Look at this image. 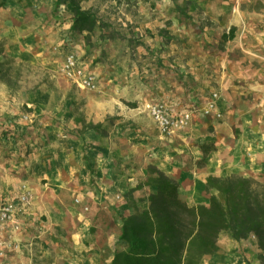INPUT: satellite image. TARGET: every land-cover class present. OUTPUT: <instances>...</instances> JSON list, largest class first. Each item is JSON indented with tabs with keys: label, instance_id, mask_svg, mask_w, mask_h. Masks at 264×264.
<instances>
[{
	"label": "crops",
	"instance_id": "0c3cea01",
	"mask_svg": "<svg viewBox=\"0 0 264 264\" xmlns=\"http://www.w3.org/2000/svg\"><path fill=\"white\" fill-rule=\"evenodd\" d=\"M249 1L222 4L214 0L216 20L205 30L242 27L239 37L225 35L229 32L225 29L223 46L219 34L208 35L200 23L188 32L173 33L168 54L177 72L186 77L177 76L159 93L148 95L141 108L134 106L147 130L142 138L127 142L120 135L110 141L99 137L85 148L77 128L61 131L66 120L73 121L69 113L40 117L42 137L48 139L49 147L55 146L49 151L41 148L19 155L17 149L8 151L0 143L1 195L13 197L27 183L36 196L24 214L22 231L1 230V235H11L20 245L0 256V264H35L37 259L50 264H109L117 250L127 247L120 233L123 219L133 210L131 201L146 207L148 195L155 191L153 185L136 183L147 176L150 163L179 181V193L191 205H209L211 194L222 195L207 186L209 174L237 173L264 184V10L251 9ZM59 18L51 0L31 5L7 0L0 5V39L5 38V51L29 62L55 60L71 25ZM253 26L259 37L255 46L247 31ZM159 31L163 34V27ZM189 77L190 88L185 86ZM213 89L221 91L224 115L206 116V120L196 107L205 103ZM155 101L166 102L174 112L194 108L192 128L161 133L149 113ZM146 115L147 124L141 121ZM91 119L104 121L105 116ZM6 120L1 117L0 126H10L15 136L17 129ZM207 144L214 146L205 150ZM54 186L57 191H49ZM78 190L82 191L80 204L75 205L73 196ZM247 240L254 241L252 248L246 240H234L230 232L222 231L219 250L206 254L202 264H260L255 236Z\"/></svg>",
	"mask_w": 264,
	"mask_h": 264
},
{
	"label": "rangeland",
	"instance_id": "374dc122",
	"mask_svg": "<svg viewBox=\"0 0 264 264\" xmlns=\"http://www.w3.org/2000/svg\"><path fill=\"white\" fill-rule=\"evenodd\" d=\"M6 1L0 0V5ZM51 1L55 3V0ZM224 1L221 0V3ZM248 3L251 9L264 10V0H251ZM83 4L94 5L107 22L102 28H95L90 41L84 33L72 32L67 28L66 42L61 51L58 50V57L51 62H29L16 57L14 61H7L5 54L0 53V118L5 117L9 125L17 129V134L13 136L10 126H0L3 129L0 143H4L3 147L8 151L15 148L22 155L24 152L54 148L49 147L50 142L40 133V117L69 113L73 115V121L66 120L63 123V132L82 126L75 123V115H82L87 120L89 117L105 116L104 130L87 129L83 134L80 133L85 140V148L99 137L110 141L111 137L120 135L127 142L142 138L141 134H146L147 130L139 122V112L134 106L141 108L148 95L159 93V89L169 81L174 82L177 76L186 77L177 72L174 59L168 54V45L175 39L173 33H179L180 29H187L188 32L200 23L208 35L219 34L220 46L226 42L224 32L227 26L218 31L205 30L216 20L213 13L217 5H214V0H84ZM55 12L62 23L72 20L71 14L62 7ZM161 27L164 29L163 34L159 31ZM228 30L230 32L231 27ZM241 30L242 27L237 26L234 36L239 37ZM247 31L255 46L259 37L254 26ZM0 47L5 51V38L0 39ZM69 48L75 50L84 66L95 73L94 87L82 86L64 72V52ZM2 61L4 65L1 66ZM252 61L255 64L254 58ZM7 66L11 69L3 79L1 73ZM187 79L185 86L190 88L192 85L189 83L193 81L191 77ZM198 114L208 120L204 114ZM146 117L141 121L149 123L148 115ZM192 122L172 133L192 128ZM146 172L147 175L148 167ZM145 177H139L136 183L142 182ZM54 188L47 189L53 191ZM81 192L78 190L73 196L75 205L80 204L76 199L81 198ZM246 241L252 248L254 241ZM41 260L49 263L45 259Z\"/></svg>",
	"mask_w": 264,
	"mask_h": 264
},
{
	"label": "trees",
	"instance_id": "16d2710c",
	"mask_svg": "<svg viewBox=\"0 0 264 264\" xmlns=\"http://www.w3.org/2000/svg\"><path fill=\"white\" fill-rule=\"evenodd\" d=\"M19 1L31 5L36 0ZM83 1L55 0L54 9L62 7L68 11L72 17L69 30L84 33L90 41L95 28H102L107 22L94 5L86 6ZM234 28L225 35L233 36ZM0 53L5 54L7 61L16 60L2 47ZM10 69V66L5 67L1 78L5 79ZM74 121L82 125L78 129L81 134L87 129L104 130L103 121L87 120L82 115H75ZM212 146L207 144L203 148L208 150ZM84 158H88L86 154ZM87 166L92 170L90 164ZM143 183L153 185L155 191L148 195L146 207L131 201L133 210L123 219L120 233L127 247L117 250L109 264H202L206 254L219 250L222 231L230 232L231 237L240 242L254 235L260 264H264L263 183L237 173L209 174L207 186L222 194H211L209 205L189 204L179 193V181L157 164L148 165V174L140 184ZM36 263L47 264L41 259Z\"/></svg>",
	"mask_w": 264,
	"mask_h": 264
},
{
	"label": "built area",
	"instance_id": "2783aa9c",
	"mask_svg": "<svg viewBox=\"0 0 264 264\" xmlns=\"http://www.w3.org/2000/svg\"><path fill=\"white\" fill-rule=\"evenodd\" d=\"M63 70L68 77L75 79L82 86L94 87L96 85L95 73L83 65L81 57L73 49H67L64 52ZM221 99V91L213 89L205 103L196 107V110L208 117L221 118L224 115L220 103ZM194 112V108L174 112L170 105L164 101H155L149 105V113L163 134H170L177 128L189 124ZM116 197L120 198L121 194L117 193ZM33 199L34 192L27 183H22L19 192L13 197H4L0 192V256L6 255L8 250L20 245L19 241L11 235H1V230L10 227L13 231H22L24 214L29 209ZM76 200L80 201L79 198Z\"/></svg>",
	"mask_w": 264,
	"mask_h": 264
}]
</instances>
